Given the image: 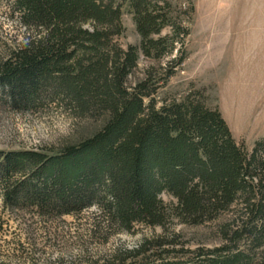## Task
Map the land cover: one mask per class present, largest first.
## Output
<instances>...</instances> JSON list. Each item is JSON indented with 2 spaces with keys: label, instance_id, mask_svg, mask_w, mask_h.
Returning <instances> with one entry per match:
<instances>
[{
  "label": "trees",
  "instance_id": "trees-1",
  "mask_svg": "<svg viewBox=\"0 0 264 264\" xmlns=\"http://www.w3.org/2000/svg\"><path fill=\"white\" fill-rule=\"evenodd\" d=\"M12 10L27 36L0 57V102L26 110L49 100L97 126L53 156L0 153L5 208L60 218L94 207L99 224L127 234L173 218L214 223L220 247L141 264H264V140L247 150L198 95L159 102L158 71L136 76L141 57L159 63L188 36L170 0H12ZM124 13L140 39L125 50L114 43Z\"/></svg>",
  "mask_w": 264,
  "mask_h": 264
},
{
  "label": "rangeland",
  "instance_id": "rangeland-1",
  "mask_svg": "<svg viewBox=\"0 0 264 264\" xmlns=\"http://www.w3.org/2000/svg\"><path fill=\"white\" fill-rule=\"evenodd\" d=\"M170 2L188 36L159 63L141 57L136 76L151 66L158 71L159 102L198 95L206 107L220 112L235 141L252 150L264 140V0ZM189 6L191 12H179ZM18 17L12 0H0V57L27 36ZM121 23L124 31L114 43L123 50L138 46L131 16L124 13ZM170 35L169 29L162 32V37ZM181 53L183 62L170 66L167 76L166 65ZM96 126L49 100L26 110L0 102V153L42 151L53 156ZM161 200L167 207L175 204L165 194ZM98 215L94 207L60 218L43 217L32 207L10 211L0 194V264H141L147 257L148 262H189L199 250L222 245L214 223L191 227L173 218L165 229L138 225L127 234L99 224Z\"/></svg>",
  "mask_w": 264,
  "mask_h": 264
}]
</instances>
